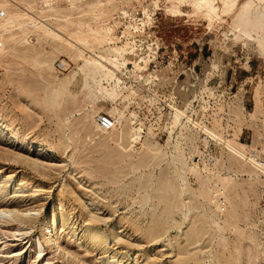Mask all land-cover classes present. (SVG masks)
Returning a JSON list of instances; mask_svg holds the SVG:
<instances>
[{
  "label": "rangeland",
  "instance_id": "obj_1",
  "mask_svg": "<svg viewBox=\"0 0 264 264\" xmlns=\"http://www.w3.org/2000/svg\"><path fill=\"white\" fill-rule=\"evenodd\" d=\"M224 140L264 153V0H0V264H264Z\"/></svg>",
  "mask_w": 264,
  "mask_h": 264
},
{
  "label": "bare ground",
  "instance_id": "obj_2",
  "mask_svg": "<svg viewBox=\"0 0 264 264\" xmlns=\"http://www.w3.org/2000/svg\"><path fill=\"white\" fill-rule=\"evenodd\" d=\"M131 127H132V131L133 132H135L136 133V137H135V139L137 140V141H139L138 139H140V136H141V128L139 127V125L138 124H136V122H132L131 123ZM134 139V140H135ZM224 143H225V146H226V148L229 150V151H231L234 155H236L238 158H240V159H244L245 161H246V163L248 164V165H250L254 170H256V178H258V179H262V181H263V185L260 187V198H261V196H262V202L264 203V178L262 177V174L260 173V172H258V170L256 169V168H254L253 167V165L252 164H250L249 162L250 161H247L246 160V158H245V156H247V154L249 153H246V151L243 149V147H238L239 145H237V144H235V143H233V142H231V141H228V140H224ZM42 147V146H41ZM254 151H257V152H259L257 149H253ZM260 153V152H259ZM260 154H264L263 152H261ZM196 160V159H195ZM198 161V160H197ZM260 175V176H259ZM263 211H264V208H263ZM0 214L2 215V214H6V213H4V212H2V211H0ZM91 230V229H90ZM90 235V234H89ZM100 235V234H99ZM92 237L95 239L96 237H97V235L96 234H93L92 235ZM100 239H102V238H100ZM90 240H91V238H90ZM95 240H97V239H95ZM93 241V240H92ZM98 241H99V238H98ZM97 242V241H96ZM100 242V241H99ZM196 243V242H195ZM198 243V242H197ZM97 245H99V244H96V246ZM192 246V245H191ZM39 248H41V246L39 245V243H38V249ZM230 249V248H229ZM225 250H226V248H225ZM189 253H191V252H189ZM196 253V252H195ZM195 253H193L194 255H195ZM228 253V252H227ZM192 254V255H193ZM202 254V253H201ZM226 254V253H225ZM231 254V253H230ZM222 255V254H221ZM224 255V254H223ZM262 255H263V257H264V251L262 252ZM223 257V256H222ZM227 257H229V255L227 256ZM195 258V257H194ZM197 258V257H196ZM224 258H225V255H224ZM228 260H230V259H228ZM230 263V262H229ZM228 263V264H229Z\"/></svg>",
  "mask_w": 264,
  "mask_h": 264
},
{
  "label": "built area",
  "instance_id": "obj_3",
  "mask_svg": "<svg viewBox=\"0 0 264 264\" xmlns=\"http://www.w3.org/2000/svg\"><path fill=\"white\" fill-rule=\"evenodd\" d=\"M57 68L59 70H63L64 66L62 63L57 64ZM114 126L113 120L106 116L101 115L98 117V127L102 131H107L112 129ZM247 161H250L249 163L253 165L254 168L258 170L262 174V177L264 178V154H260L257 151L251 150L247 156H245Z\"/></svg>",
  "mask_w": 264,
  "mask_h": 264
}]
</instances>
